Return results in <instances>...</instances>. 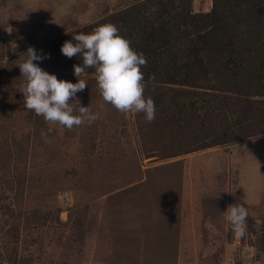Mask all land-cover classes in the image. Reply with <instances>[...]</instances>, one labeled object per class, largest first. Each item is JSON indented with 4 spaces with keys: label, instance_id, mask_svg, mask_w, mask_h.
Returning <instances> with one entry per match:
<instances>
[{
    "label": "rangeland",
    "instance_id": "1",
    "mask_svg": "<svg viewBox=\"0 0 264 264\" xmlns=\"http://www.w3.org/2000/svg\"><path fill=\"white\" fill-rule=\"evenodd\" d=\"M174 1L171 13L180 12L186 2ZM190 1L193 12L211 10V0ZM143 2L155 25L163 20L159 0H0V264H264V133L149 157L154 138L167 146L169 127L163 138L141 130L135 114L103 100L91 68L76 99L98 115L95 122L72 130L57 124L45 141L41 132L50 125L24 107L18 65L29 47L47 56L34 61L43 70L76 83L73 57L61 52L51 60V48L117 12L119 34L130 40L132 13L123 9ZM256 7L250 1V10L235 9L242 14L236 45L250 48L237 65L228 63L237 83L216 67L202 90L264 99ZM79 103L72 101L77 110ZM204 130L202 137L211 136ZM232 206L248 211L244 236L227 220Z\"/></svg>",
    "mask_w": 264,
    "mask_h": 264
},
{
    "label": "trees",
    "instance_id": "2",
    "mask_svg": "<svg viewBox=\"0 0 264 264\" xmlns=\"http://www.w3.org/2000/svg\"><path fill=\"white\" fill-rule=\"evenodd\" d=\"M181 1L186 2L181 11L171 13L175 1L159 0L157 4L164 11L165 17L156 25L146 15L148 4L144 2L123 9L132 13L127 17L132 22L128 29L131 46L147 59V66L142 67L146 85L144 96L151 97L159 109L151 122L146 121L144 113L135 114L139 127L141 130L149 127L147 134L156 133L162 138L163 128L169 127V132L164 134L168 138L167 146H158L160 139L154 138L145 150L149 157H174L264 133V99L202 90L209 81L208 71L216 67L217 74L224 76L227 82L233 85L237 83L235 75L228 72V63L232 59L237 65V60L241 57L244 59L250 48L247 47L249 42L245 46L236 45L238 39L236 41L234 29L239 25L242 14L235 9L241 4L250 10V1L254 2L258 9L255 28L257 35L264 39V1L211 0L209 12H193L190 0ZM141 6L146 10H141ZM120 13L101 19L98 26L106 23L117 26L115 16H121ZM238 14L240 17H236ZM182 24L185 26L180 28ZM206 29L207 33L204 32ZM85 31L90 33L91 26L85 28ZM74 33L68 35L67 40H72V36L80 34V31ZM215 33L221 34L214 42ZM72 42L75 43L74 40ZM61 46L60 42L51 48V60L61 53ZM183 46L187 47L184 54ZM189 50L194 51V55H190ZM262 50L258 48L259 53ZM185 55L193 58H185ZM73 61L74 65H78L82 63V58L73 57ZM152 76L154 80L150 79ZM175 84L180 86H172ZM186 97L188 102L184 99ZM168 108L171 110L168 111ZM230 115L232 118H229ZM206 126L211 136L202 137L201 133Z\"/></svg>",
    "mask_w": 264,
    "mask_h": 264
},
{
    "label": "clouds",
    "instance_id": "3",
    "mask_svg": "<svg viewBox=\"0 0 264 264\" xmlns=\"http://www.w3.org/2000/svg\"><path fill=\"white\" fill-rule=\"evenodd\" d=\"M72 40L62 44L61 52L68 58H82L81 64L73 65L74 75L78 78L76 83L58 79L55 74L34 63L47 56L38 54L32 47L27 49L28 58L18 65L24 78L20 92L24 96L25 109L42 116L50 125L47 132H41L45 141L57 124L72 130L98 119L97 114L76 99L77 93L88 86L80 77L90 68L95 70L97 85L106 103L121 113L142 112L148 122L155 119V102L151 97L144 96L146 85L142 67L147 66V59L143 53L132 48L129 39L119 34L116 25H99L90 33L73 35ZM72 101H78V110ZM247 216L248 211L243 206H232L228 212L227 220L238 236L245 235Z\"/></svg>",
    "mask_w": 264,
    "mask_h": 264
},
{
    "label": "bare ground",
    "instance_id": "4",
    "mask_svg": "<svg viewBox=\"0 0 264 264\" xmlns=\"http://www.w3.org/2000/svg\"><path fill=\"white\" fill-rule=\"evenodd\" d=\"M208 6V5H207Z\"/></svg>",
    "mask_w": 264,
    "mask_h": 264
}]
</instances>
